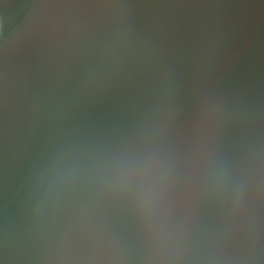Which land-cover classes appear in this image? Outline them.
I'll use <instances>...</instances> for the list:
<instances>
[{"label": "water", "instance_id": "95a60500", "mask_svg": "<svg viewBox=\"0 0 264 264\" xmlns=\"http://www.w3.org/2000/svg\"><path fill=\"white\" fill-rule=\"evenodd\" d=\"M149 154L162 250L88 184ZM0 264H264V0H0Z\"/></svg>", "mask_w": 264, "mask_h": 264}, {"label": "clouds", "instance_id": "9594fccd", "mask_svg": "<svg viewBox=\"0 0 264 264\" xmlns=\"http://www.w3.org/2000/svg\"><path fill=\"white\" fill-rule=\"evenodd\" d=\"M168 167L163 158L149 154L139 159H116L96 166L88 174L89 187L102 199L130 205L144 224L157 249L162 250L164 237L154 225V215L166 190ZM77 176L62 165L53 167L49 175V192L56 194L74 186ZM217 186L227 182V176L214 177ZM237 197L241 195L239 191Z\"/></svg>", "mask_w": 264, "mask_h": 264}]
</instances>
